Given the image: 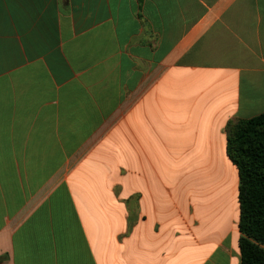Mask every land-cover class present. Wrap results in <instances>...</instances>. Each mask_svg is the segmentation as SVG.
<instances>
[{"label": "crops", "instance_id": "0c3cea01", "mask_svg": "<svg viewBox=\"0 0 264 264\" xmlns=\"http://www.w3.org/2000/svg\"><path fill=\"white\" fill-rule=\"evenodd\" d=\"M263 113L264 0H0V264H241Z\"/></svg>", "mask_w": 264, "mask_h": 264}, {"label": "trees", "instance_id": "16d2710c", "mask_svg": "<svg viewBox=\"0 0 264 264\" xmlns=\"http://www.w3.org/2000/svg\"><path fill=\"white\" fill-rule=\"evenodd\" d=\"M226 131L239 172L241 264H264V113L232 121Z\"/></svg>", "mask_w": 264, "mask_h": 264}]
</instances>
